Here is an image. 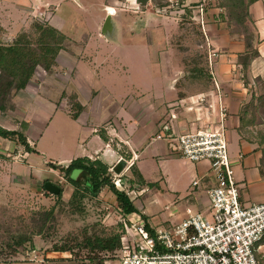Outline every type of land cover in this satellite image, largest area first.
I'll list each match as a JSON object with an SVG mask.
<instances>
[{"label": "crops", "instance_id": "obj_1", "mask_svg": "<svg viewBox=\"0 0 264 264\" xmlns=\"http://www.w3.org/2000/svg\"><path fill=\"white\" fill-rule=\"evenodd\" d=\"M0 1L16 6L24 0ZM116 2L121 1H111L112 4ZM148 3H152V0ZM107 7L114 9L110 5L105 6ZM247 13V24L254 35L253 47L257 56L251 60L245 72L239 62L245 51L243 35L233 25H228L222 9L217 8L215 4L208 5L205 13L207 64L203 69L208 78L204 79L205 75L191 79L188 76L180 77L178 74L167 85V91L160 94L162 99L157 102L153 97H149L150 102L148 99L128 98L118 105L108 92L87 87L84 79H88L90 73L84 75V72L80 71L84 65L77 60L83 54L84 48L73 56L69 53L71 51L65 50L64 47L59 51L51 69L59 65L63 53H68L70 59L64 56L63 59L64 66L67 67L69 62L72 64L69 75L66 76L72 89L69 90V95L66 93V87L61 91H54L53 105L50 104L52 108L49 109V115H46L50 117L48 123L30 122L27 117L28 109L24 107L27 100L30 103L39 98L42 89H50V84L47 85L45 81L42 82L43 87L31 82L28 90H22L15 96L11 95L12 103L0 111V126L8 130L22 131L34 155L46 156L45 153H48L38 149V142L49 129V142L55 152L48 155H57L54 159L51 158L50 162L30 160V154L23 147L19 145L20 149L7 151L10 142L0 138V186H8L10 183L11 189L17 191L26 184L38 196H43L47 193L43 188L44 183L50 182L57 186L56 182L60 178V172L48 167L49 163L67 166L76 158H88L101 161L111 172L113 167L123 162L119 174L124 173L126 179L120 178L118 181H124L125 185L134 187L138 194L146 190L147 181H159V199L163 205L159 211L154 208L157 200L151 196L147 198L150 214H146L142 206L138 208L133 202L140 216H145L147 222L155 226H170L181 221L186 210L207 216L206 191L215 184L208 165L205 162L191 163L178 158L170 153L168 141L153 139L164 123L170 126L167 132L170 137L205 128L206 120L200 119V116L209 104L214 105L216 83L227 109L225 137L229 160L240 188V203L245 207L264 203V115L250 108L252 102L256 105L258 97H264V0L250 4ZM153 17H143L144 24H148L151 29L160 19L157 16L153 20ZM160 22L163 23L162 20ZM6 25L4 28L8 30V24ZM52 27L60 32L54 23ZM155 36L158 38V34ZM164 39L166 41L168 38ZM209 57L211 65L208 64ZM67 104L69 107H66ZM13 107L15 112H11ZM76 112V119H72L70 115ZM61 114L64 115L62 118ZM171 115L174 116L173 119H170ZM24 124L26 127L22 129ZM60 134L62 141L58 136ZM30 135L33 136V141L29 139ZM16 154H19L21 159H14ZM119 174L116 175L121 177ZM193 182L196 184L192 185ZM137 186L140 188L135 189ZM146 194L148 193L142 195ZM2 195L1 193L0 196ZM257 256H264V238L258 245Z\"/></svg>", "mask_w": 264, "mask_h": 264}, {"label": "rangeland", "instance_id": "obj_2", "mask_svg": "<svg viewBox=\"0 0 264 264\" xmlns=\"http://www.w3.org/2000/svg\"><path fill=\"white\" fill-rule=\"evenodd\" d=\"M43 1L30 3L24 0L16 6L0 1V24L4 27L8 24V30L0 25V44L21 36L30 41V47L36 52L38 47L33 41L38 37L34 30L35 23L45 26L54 23L66 38L62 44L65 50L75 56L84 48L77 60L84 65L80 71L86 76L91 74L88 79H84L87 87L108 92L118 105L128 98L148 99L150 102L149 97H153L157 102L162 99L160 94L167 91L166 87L174 77L178 74L187 77L191 69H203L207 64V47L196 22V6L201 0H152V3H148L149 0H120L116 4L111 3L114 0ZM108 5L115 9L113 16L107 15L105 11ZM202 5L206 13L208 2ZM146 15L154 16L153 20L158 16L159 23H154L151 29L148 24H144L143 17ZM130 28L134 30L130 31ZM157 28L158 32L155 30ZM166 37L168 39L165 41ZM63 56L70 59L68 53H63L59 65L51 69V72H45L37 66L30 82L23 89L28 90L31 82L43 87L42 82L45 81L51 86L49 90L42 89L39 98L30 103L26 101L24 107L28 109L30 122L48 123L50 117L46 115H49V109L52 108L55 90L61 91L66 87L69 95L72 86L66 76L72 64L69 62L67 67L64 66ZM13 79L14 85L22 82L20 77ZM20 91L12 87L8 96L0 91V104L7 98L6 107H9V103H12L10 96ZM66 107H69L68 104ZM11 112H15L14 107ZM25 127L26 124L22 129ZM48 131L38 142V149L50 154L55 151L49 142ZM58 136L62 141L61 134ZM29 139L33 141L34 138L30 135ZM20 148L10 142L7 151ZM48 153H45L46 156L29 153V159L50 162L57 155L49 156ZM109 175L112 184L129 194L132 203L135 202L138 208L142 206L146 214H150L147 199L150 196L157 200L154 208L159 211L163 207L159 199L158 179L151 183L147 181L146 190L143 188V192L138 194L134 187L125 185L124 181L118 182L120 178L126 179L124 173L119 174V177L111 171ZM59 176L64 183L61 185L56 182L60 188V195L57 196L48 192L38 196L26 184L17 191L11 189L10 183L8 186H0V194H3L0 196V264H106L103 263L104 258L112 256L105 252L91 253L84 248V242L86 238H108L120 233L121 224L114 195L105 187L96 197L83 198L76 207L69 202L72 186L61 173ZM82 176L81 170L74 169L69 177L82 180ZM144 193L148 194L143 196ZM19 237L29 241L17 248L14 254V243ZM60 245H66L69 251H51L53 246Z\"/></svg>", "mask_w": 264, "mask_h": 264}, {"label": "built area", "instance_id": "obj_3", "mask_svg": "<svg viewBox=\"0 0 264 264\" xmlns=\"http://www.w3.org/2000/svg\"><path fill=\"white\" fill-rule=\"evenodd\" d=\"M206 2L210 6L215 4V0H201L202 4ZM201 3L197 6L196 22L207 44V21ZM211 62L209 57L208 64ZM215 96L214 105L209 104L200 116L206 120L205 128L170 137V126L164 123L153 139L168 141L170 153L178 158L208 165L215 180L206 191L208 215L186 210L178 223L155 226L144 221L139 213L123 216L117 208L120 248L113 259L104 263L264 264V256H257L258 245L264 238V203L249 207L240 203V188L233 177L225 137L227 109L216 83ZM173 118L171 115L170 119ZM13 158L21 159L19 154ZM58 183L63 185L64 180L60 177Z\"/></svg>", "mask_w": 264, "mask_h": 264}, {"label": "trees", "instance_id": "obj_4", "mask_svg": "<svg viewBox=\"0 0 264 264\" xmlns=\"http://www.w3.org/2000/svg\"><path fill=\"white\" fill-rule=\"evenodd\" d=\"M140 1L146 2V0ZM256 1L258 0H215L216 7L225 12L228 25H233L244 37L245 51L239 59L244 72L247 70L251 60L257 56V51L253 47L254 35L250 26L247 24L248 6ZM34 30L38 34V37L33 40L38 47L36 52L30 47V41L21 36L12 39L8 43L0 44V91L6 96H8L7 94L12 87L17 91L23 90L30 82L37 66L41 67L45 72H49L55 65V59L59 51L63 49L62 44L66 38L57 29L52 26L35 23ZM203 69L195 67L189 71L187 76L191 79L198 76L204 77L206 73ZM15 77L22 78V82L19 85H14L13 78ZM206 78H208V74L204 79ZM4 88L5 91H3ZM7 102L6 98L4 103L0 104V111L6 108ZM250 108L264 115V97H258L256 99V105H253L252 102ZM77 115L78 113L76 112L72 113L70 116L72 119H76ZM0 138L20 145L28 153L34 152L29 147L26 136L20 130H8L0 126ZM123 165V162H119L112 168V171L115 174H119ZM48 167L54 171L60 172L72 186L73 190L69 196L71 205L77 207V204H79L83 198L87 196L96 197L100 190L106 187L114 195L117 208L123 216L131 213H138V210L128 197V194L123 190L120 191L112 184L109 168L101 161H92L88 158H76L67 166L49 163ZM74 169L82 171V180H72L69 177ZM141 217L146 221L145 216L141 215ZM28 241L29 240L26 238L19 237L14 243L15 247L12 253L16 254V249ZM84 248L88 249L91 253L105 252L111 254L112 256L106 259L104 258V263L107 260L113 259L116 251L120 248V233L114 234L108 238H86ZM51 251L63 253L69 251V248L66 245L53 246Z\"/></svg>", "mask_w": 264, "mask_h": 264}, {"label": "water", "instance_id": "obj_5", "mask_svg": "<svg viewBox=\"0 0 264 264\" xmlns=\"http://www.w3.org/2000/svg\"><path fill=\"white\" fill-rule=\"evenodd\" d=\"M106 21L108 22V18ZM43 188L45 189L46 192H48L51 195H54V196L59 195L60 188L51 184L50 182L44 183Z\"/></svg>", "mask_w": 264, "mask_h": 264}, {"label": "bare ground", "instance_id": "obj_6", "mask_svg": "<svg viewBox=\"0 0 264 264\" xmlns=\"http://www.w3.org/2000/svg\"><path fill=\"white\" fill-rule=\"evenodd\" d=\"M105 11H106V13H107L109 16H113V15L115 14L114 9L111 8V7H107V8H105Z\"/></svg>", "mask_w": 264, "mask_h": 264}]
</instances>
